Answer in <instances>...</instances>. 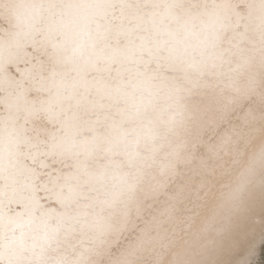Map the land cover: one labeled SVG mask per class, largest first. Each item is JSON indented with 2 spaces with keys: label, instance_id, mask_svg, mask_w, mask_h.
Listing matches in <instances>:
<instances>
[{
  "label": "bare ground",
  "instance_id": "1",
  "mask_svg": "<svg viewBox=\"0 0 264 264\" xmlns=\"http://www.w3.org/2000/svg\"><path fill=\"white\" fill-rule=\"evenodd\" d=\"M0 264H264V0H0Z\"/></svg>",
  "mask_w": 264,
  "mask_h": 264
}]
</instances>
